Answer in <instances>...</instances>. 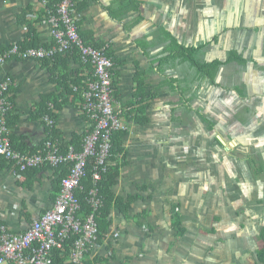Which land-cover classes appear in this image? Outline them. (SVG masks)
Listing matches in <instances>:
<instances>
[{
    "label": "crops",
    "instance_id": "crops-1",
    "mask_svg": "<svg viewBox=\"0 0 264 264\" xmlns=\"http://www.w3.org/2000/svg\"><path fill=\"white\" fill-rule=\"evenodd\" d=\"M44 10L38 0H0V51L21 45L25 11L40 41L52 44ZM75 16L80 31L109 45L122 62L114 90L128 131L127 162L113 192L141 196L130 219L112 211L108 233L90 247L85 264H263L264 0H76ZM174 39L204 46L205 63H223L213 83L182 59L166 60ZM60 65L58 75L92 77L90 65L73 59ZM52 67L19 59L0 66V81L13 78L19 151L36 153L48 137L36 113L46 95L60 96ZM138 73L145 93L155 94L145 102L143 125L135 113ZM76 94L53 130L68 145L82 143L91 129ZM122 162L118 157L109 167ZM36 169L17 177L12 164L0 163V219L13 233L25 232L57 198L62 171ZM176 205L181 235L173 224Z\"/></svg>",
    "mask_w": 264,
    "mask_h": 264
},
{
    "label": "built area",
    "instance_id": "built-area-1",
    "mask_svg": "<svg viewBox=\"0 0 264 264\" xmlns=\"http://www.w3.org/2000/svg\"><path fill=\"white\" fill-rule=\"evenodd\" d=\"M38 1L45 8L51 46L23 48L15 44L0 54V66L12 59L44 62L68 51H76L82 63L93 68L89 80L83 81L81 86H73L74 92H82V112L91 129L83 138L81 150L72 144L63 149L53 138L57 121L50 115L56 111L54 103H50L49 113L43 116L48 137L42 148L36 153L16 150L8 124L9 115L14 110L9 95L13 78L8 76L0 81V156L12 164L15 176L21 177L27 170L44 166H68L54 205L25 232H11L0 219V264H54L53 252L65 251L70 241L73 244L67 264H85V255L99 240L97 216L103 205L99 183L109 170L112 137L127 127L121 119L122 110L116 107L115 64L108 55L109 46L96 48L83 41L75 16L76 0H59L53 7L48 6L49 0ZM89 165L93 167V187L86 198L89 212L83 213L82 201L76 192L87 176Z\"/></svg>",
    "mask_w": 264,
    "mask_h": 264
},
{
    "label": "trees",
    "instance_id": "trees-1",
    "mask_svg": "<svg viewBox=\"0 0 264 264\" xmlns=\"http://www.w3.org/2000/svg\"><path fill=\"white\" fill-rule=\"evenodd\" d=\"M58 2H59V0H49L48 6L53 7ZM27 14H28V11H25V13L22 14L21 19H20V22L24 23V25L27 28L26 34L24 35L23 40L20 42L21 46L23 48H30V47L39 48V47L51 46V43L50 44H43L40 41L39 34L37 32V29L34 26V23L31 21H27V20L25 21V19H24ZM44 14H45V10H44ZM78 27H79V25H78ZM79 33H80L83 41L86 43V45L94 46L96 48H102L104 46H107L106 44H99V43L92 42L90 40V38L93 37L91 32L83 33L79 29ZM204 48L205 47L201 46V45L200 46H194V47H187V46L178 44V42L174 39V41L171 44H169V46H168L167 52H168L169 57L166 60L170 62V61L178 59V58L182 59V61L188 62L190 64V66L194 67L199 72V74H201V76L203 78L208 79L211 83H213L214 78H215V74H216L218 68L221 65H223V63H221L219 61H214L212 63H205L202 60H200L199 54L201 53V51ZM5 50H6L5 48L3 50H1L0 54ZM107 52H108L109 57H111L113 59L115 66L122 63L120 60H118L114 57V53H113L112 49L110 48V46L108 47ZM69 59H73L75 61L82 63L81 57L78 55V53L76 51H73V50L68 51L63 55H58L55 58H53L52 60L50 59V60L45 61V63H47V65L55 64V67H52L50 69L51 74H52L51 81L58 85V88L60 89V93H59L60 96H57L55 94L46 95L43 98L42 103L37 106V113H36L37 117L43 118V116L45 114L49 113V111H48L49 104L54 103L56 111L52 112V113L50 112V115L53 116L55 118V120L57 121L58 112L62 109V106L69 100V97L71 95L75 94L73 86H75V85L81 86V85H83V81L89 80V78H87V79L76 78L75 79L72 76H68L67 74L58 75V72H57L58 66H61L60 64H63L65 67L66 62H68ZM115 71L116 70H114V73H115ZM136 81H137V88H136V94L134 95V97H135V99H137V98L139 99L140 103L137 102V104H140L141 106L138 108V110L135 111V113L136 114L140 113L142 115V116L138 117V120H139L140 124L143 125L144 123L147 122V119L144 117V112L147 108V106H145V102L148 99H150L151 97H154L155 94H152L149 92L145 93V90L147 88V84L145 83V80L143 78L142 73L141 74L138 73V75L136 76ZM114 86L116 87L115 83H114ZM11 92L13 94V92H14L13 87H11V90L9 92L10 96H11ZM116 93L117 92H115V94H114L115 99L117 97ZM76 95L82 96L81 90H80V92H77ZM11 101L14 103L13 96L11 98ZM134 104H136V103H133L131 105H134ZM131 113H133V112H131ZM122 115H121V119L123 117ZM11 116H12V113H10L9 118H8V124H9L10 131H11V141H12L14 148L16 150H18L14 144V139L12 136V128L15 127V125H14V122L11 121ZM127 133H128V131L126 129V130L117 132L113 135V137H112V156L109 160L113 161L115 159L117 160L118 157H122L123 162L122 163H116L115 165H111L109 167V170L107 171V173L105 175H103L102 181L99 183L100 196H101L102 201H103L102 208L98 212V216H97V222H98V226H99V239H102L108 233L109 228L112 224V220L110 217H111V213L114 209H118L126 218L130 219L131 218L130 210H131L132 206L134 205V203L139 201V199H141V196H138V195L129 196L127 198L117 197V196H115V194L113 192V188L117 184V180L120 176L121 167L124 166L125 163L127 162L126 161V149L123 146V142H124V139H125ZM54 137H55L54 138L55 141L57 143H59L63 149H66L68 144H66L63 140L62 141L60 140V137L58 136V133L56 132V130L54 131ZM73 144H75L77 150H81L82 143L79 139H76L75 141H73ZM1 162H3L4 165H7L10 163L6 159H4L3 157L0 156V163ZM57 169L62 171L61 179L63 177H65L68 173V166L67 165H62ZM30 170H37V169H30ZM30 170L23 172L22 175L24 176ZM92 172H93V167L91 165H89L87 167V176H86V178H84L82 180L81 188L78 189L76 192L77 196L82 201L83 213L89 212V205L86 202V198H87L88 192L93 187ZM61 179H60V182H61ZM145 188H143V189H145ZM59 191H60V189H59ZM59 191H57L56 196L58 195ZM172 213H173V224L177 228L178 234L181 235L183 233V226H182V221L180 219V213H179L177 205L174 206ZM142 216H143V214L139 217H142ZM261 239L264 242V229H263V232L261 235ZM72 244H73V241H70L66 245L65 251L55 250L53 252L52 262L54 264H67V260H68L69 255H70V247L72 246ZM258 254H259L258 255L259 260L264 264V247L259 251ZM86 264H92V263L86 262Z\"/></svg>",
    "mask_w": 264,
    "mask_h": 264
}]
</instances>
